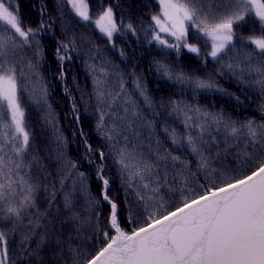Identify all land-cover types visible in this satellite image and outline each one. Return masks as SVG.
Listing matches in <instances>:
<instances>
[{"label":"trees","instance_id":"trees-1","mask_svg":"<svg viewBox=\"0 0 264 264\" xmlns=\"http://www.w3.org/2000/svg\"><path fill=\"white\" fill-rule=\"evenodd\" d=\"M87 2L93 19L104 7L112 6L119 30L111 39L92 23L82 22L66 0H10L19 5L22 27L36 29L43 23L36 36L40 48L22 45L10 57V62L18 66V75L21 69L28 73V78L20 81L25 89L21 103L32 134L24 162L29 166L26 179L35 188L33 203L22 209L20 219L14 221V229L12 225L0 224V228L11 232L10 264H78L85 254H94L103 246L101 234L109 231L111 209L110 203L101 198L102 185L97 178L101 163L109 181L107 194L118 205L122 228L131 232L143 226L147 215L144 202L137 200L135 188L127 187L117 162L116 153L121 148L127 147L147 158L170 152L188 162L184 169L186 184L177 182L173 191L162 190L168 208L179 206L182 195H191V191L202 194L214 183L250 174L245 160L251 159L250 167L254 168L257 159H264L260 145L253 147L243 137L233 144L232 137L225 139L221 125L205 124V118L194 111L199 108L201 112L221 114L237 126L249 119L264 123V90L254 83L257 77L245 75L242 82L238 74L225 66L251 49L247 41L234 40L235 48L214 60L207 55L210 40L191 25L188 40L199 44V56L189 53L183 45L178 50L170 49L152 39V16L161 11L158 0ZM128 23L135 31L125 27ZM234 30L243 37L261 34L260 25L249 17L234 26ZM3 31L6 36L11 35L8 29ZM61 43L73 44L69 50L72 59H66L63 67L57 62ZM29 63L35 66L34 72L29 71ZM161 64L167 66L170 76L159 68ZM90 66L95 67V73ZM101 68L103 73L99 71ZM181 73L188 79H176ZM96 79L103 82L106 95L119 94L120 99L101 106L96 96ZM196 80L212 83L214 87L198 88ZM174 103L179 105L178 111H173ZM101 111H111V118L105 116V124L109 128L115 124L119 129L114 141L106 139L97 129ZM119 117H124V121ZM187 117H191V124H205L204 156L208 169L198 168L199 158L190 153L186 144L172 142L173 130L180 136L189 131L185 124ZM191 131L195 134L197 129ZM86 145H91V151ZM100 151L105 153L103 160L97 154ZM244 152L251 153V157H245ZM181 187L191 191L175 190ZM66 197L71 201V211L65 206ZM130 210L136 218L131 223L126 220ZM41 237L44 244H40ZM54 240L60 242L59 247Z\"/></svg>","mask_w":264,"mask_h":264},{"label":"snow or ice","instance_id":"snow-or-ice-1","mask_svg":"<svg viewBox=\"0 0 264 264\" xmlns=\"http://www.w3.org/2000/svg\"><path fill=\"white\" fill-rule=\"evenodd\" d=\"M66 2L82 22L92 23L107 38L111 39L119 30L111 5L104 7L98 17L93 19L87 0ZM158 4L161 12L152 16L153 40L170 49L178 50L183 45L189 53L199 56L201 49L188 42V25H191L210 40L211 50L207 55L214 60L234 49V40L247 41L251 49L242 55L238 54L234 62L225 66L238 74L242 82L245 75H255L257 78L254 83L264 90V0H158ZM246 17L260 25V35L238 36L234 26L244 22ZM22 23L19 5L10 3V0H0V224L12 225L13 229L14 221L20 219L22 209L33 203L35 188L26 179L29 166L24 162L32 134L30 126L26 124V114L21 103V93L25 89L20 81L21 78L27 79L28 73L21 69L18 75V66L10 62V57L22 45L39 49L40 42L36 36L43 27L41 23L36 29L25 28ZM125 27L135 31L131 23ZM3 29H8L11 35L6 36ZM161 34H167L175 42L169 43ZM72 47V43H61L57 49V62L61 67L66 59H72L69 51ZM27 67L34 72V65L29 63ZM90 67L95 73V67ZM159 68L165 75H171L166 65L161 64ZM99 71L103 73L104 69ZM64 76L62 71L60 78ZM176 79L183 81L188 77L181 73ZM194 83L198 88L214 87L212 83L203 80ZM95 84L101 106L120 99L119 94L106 95L100 79H96ZM73 109L75 113L74 104ZM178 110L179 105L174 103L173 111ZM194 111L205 118V124L211 122L221 125L226 140L232 137V143L236 144L243 137L253 147L260 145V151L264 154V123L258 124L249 119L237 126L221 114L201 112L199 108ZM106 115L111 118V111L99 113L97 129L106 139L114 141L119 129L115 124L110 128L106 126ZM119 119L123 122L125 118ZM190 121L191 117L185 120L189 128L185 135L180 136L172 131V142L177 145L186 144L190 153L199 158L198 168L208 169V159L204 156L205 124H191ZM191 129H197L195 134ZM122 139L127 142L126 137ZM86 146L91 151V145ZM97 154L103 160L105 153L100 151ZM116 155L127 187L136 189V198L144 202L143 210L147 215L143 226L131 232L122 228L118 205L107 194L109 181L103 174L101 163L97 168V178L102 185L101 198L110 203L107 228L113 234L103 232V246L94 254H85V259L78 264H264V159H257L254 168L250 167L251 159L245 160L244 166L250 168V174L232 176L220 184L214 183L202 194L187 187L175 189L181 193L191 191V195H182L179 206L168 208L165 207L162 190L173 191V185L177 182L180 185L186 184L184 169L188 162L170 152L163 155L157 153L153 158H147L127 147L119 149ZM243 155L251 157L249 152ZM79 175L83 177V173ZM5 203L8 204L6 209ZM65 206L71 211V201L67 197ZM126 220L129 223L136 220L131 210ZM10 234L9 230L0 228V264H10ZM53 242L59 247V241ZM40 244H44L43 237Z\"/></svg>","mask_w":264,"mask_h":264},{"label":"rangeland","instance_id":"rangeland-1","mask_svg":"<svg viewBox=\"0 0 264 264\" xmlns=\"http://www.w3.org/2000/svg\"><path fill=\"white\" fill-rule=\"evenodd\" d=\"M12 2H13V0H12ZM161 12V11H160ZM163 19V18H162ZM161 36H162V38H165V39H168L169 40V43H174L175 41H174V38H171V37H169L167 34H161ZM188 42L189 43H192V44H195V45H197L199 48H200V46H199V44L198 43H196V42H191V41H189L188 40ZM182 46V45H181Z\"/></svg>","mask_w":264,"mask_h":264}]
</instances>
